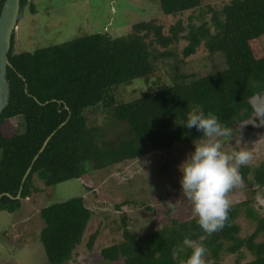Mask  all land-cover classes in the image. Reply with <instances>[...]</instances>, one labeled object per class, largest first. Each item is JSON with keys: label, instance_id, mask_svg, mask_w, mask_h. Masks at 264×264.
I'll list each match as a JSON object with an SVG mask.
<instances>
[{"label": "trees", "instance_id": "1", "mask_svg": "<svg viewBox=\"0 0 264 264\" xmlns=\"http://www.w3.org/2000/svg\"><path fill=\"white\" fill-rule=\"evenodd\" d=\"M4 2L0 0V14ZM160 3L164 13L176 17L197 8L201 15L205 12L200 8L204 0ZM214 5L209 4L211 19L198 26L185 25L181 17L171 24L153 19L134 24L118 37L87 33L18 52L15 32L8 67L11 98L0 115V211L15 212L23 199L42 190L35 184V175L48 189L153 150H171L177 143L190 146L203 137L202 131L186 127L190 112L205 116L211 112L231 132L253 117L248 100L264 94V0ZM27 6L36 11L33 0H21L19 21ZM182 40L187 43L181 48ZM201 48L217 59L214 70L189 75L177 65L169 83L130 100L120 99V87L136 79L150 83L159 59L177 56L180 49L183 63ZM90 112L102 116L99 122L90 119ZM14 117L20 120L19 130L5 136L3 124ZM240 174L241 189L254 195L264 187V159L257 166H241ZM252 201L253 197L231 204L225 227L212 235L204 232L195 216L171 217L163 227L137 234L125 212L118 226L122 239L103 247L101 254L124 264H181L192 253L183 245L188 237L206 248V259L212 264H224L223 255L228 253L237 254V264H264V217L256 214ZM244 213L258 220L246 235L239 221ZM92 214L85 196L41 208V241L50 264L72 260L85 240L89 250L94 248L98 230L87 238Z\"/></svg>", "mask_w": 264, "mask_h": 264}, {"label": "rangeland", "instance_id": "2", "mask_svg": "<svg viewBox=\"0 0 264 264\" xmlns=\"http://www.w3.org/2000/svg\"><path fill=\"white\" fill-rule=\"evenodd\" d=\"M226 1L229 0H204V5L200 7L205 10L203 15L197 8L179 17L185 25L192 22L198 26L211 19L209 4L223 5ZM33 3L36 11L32 12L30 6L25 7L24 16L18 23L16 52L60 43L87 33L107 32L118 37L127 34L139 22L158 19L171 24L179 18L164 13L160 0H33ZM185 43L187 41L182 40L180 47ZM182 58L180 49H177V56L159 59L150 83L144 84V81L136 79L123 85L118 90L120 99L130 100L141 92L153 91L158 85L169 83L177 65L186 74L203 75L214 70L215 64H218L206 48H201L183 63ZM99 115L90 112V119L99 122ZM255 119L253 116L241 122L230 137L220 138L224 151L243 148L251 152L250 164L253 166L264 159V125H259V120ZM19 121L18 117L6 120L4 135H14L19 130ZM196 141L190 146L177 143L171 150H153L139 158L95 170L48 189L44 181L35 175V184L42 190L23 199L17 211H0V264L8 260L17 264H50L41 241L40 210L45 205L77 196H85L93 211L87 238L97 230L98 234L92 250L87 248L85 240L66 264H124L123 261L104 259L101 250L122 239V230L118 226L125 212L129 216V227L137 234L163 227L171 217L186 219L194 216L191 201L183 196L180 165L195 151ZM88 186L94 189L90 190ZM247 193L241 186L234 188L228 194L231 204L253 197L250 205L258 216L264 217V187L254 195ZM126 200L130 202L121 208L117 206ZM239 221L243 235L253 232L258 224L257 219L245 213ZM223 257L224 264H237V254L228 253ZM204 259L212 264L206 256Z\"/></svg>", "mask_w": 264, "mask_h": 264}, {"label": "clouds", "instance_id": "3", "mask_svg": "<svg viewBox=\"0 0 264 264\" xmlns=\"http://www.w3.org/2000/svg\"><path fill=\"white\" fill-rule=\"evenodd\" d=\"M248 102L254 118L259 120V125H264V95H253ZM185 125L202 131L203 139L195 142V151L180 165L183 196L191 201L198 225L212 235L226 225L232 206L228 194L242 186L240 168L250 164L252 153L243 148L230 152L222 150L220 138L230 137L231 129L222 125L211 112L207 116L202 112H190ZM183 245L191 248L192 253L181 264H205L207 250L202 244L185 237Z\"/></svg>", "mask_w": 264, "mask_h": 264}, {"label": "water", "instance_id": "4", "mask_svg": "<svg viewBox=\"0 0 264 264\" xmlns=\"http://www.w3.org/2000/svg\"><path fill=\"white\" fill-rule=\"evenodd\" d=\"M21 10V0H5L0 14V115L10 103L11 84L8 79V67L11 65L9 52L12 46L13 34L18 30L19 14ZM66 122H63V126ZM54 131L45 141L41 151L47 145L48 141L55 133ZM32 167L27 170L25 180ZM11 196L10 193H5ZM3 194L0 195V197ZM20 197V193L16 198Z\"/></svg>", "mask_w": 264, "mask_h": 264}]
</instances>
